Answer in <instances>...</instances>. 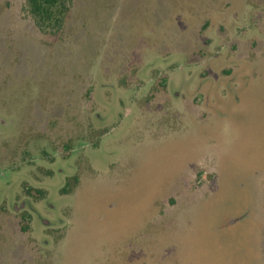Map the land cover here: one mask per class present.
I'll use <instances>...</instances> for the list:
<instances>
[{"label": "rangeland", "instance_id": "obj_1", "mask_svg": "<svg viewBox=\"0 0 264 264\" xmlns=\"http://www.w3.org/2000/svg\"><path fill=\"white\" fill-rule=\"evenodd\" d=\"M68 15L0 0V264H264V0Z\"/></svg>", "mask_w": 264, "mask_h": 264}, {"label": "trees", "instance_id": "obj_2", "mask_svg": "<svg viewBox=\"0 0 264 264\" xmlns=\"http://www.w3.org/2000/svg\"><path fill=\"white\" fill-rule=\"evenodd\" d=\"M73 0H27V10L34 25L43 33L58 35L62 30ZM40 190L36 198L41 199Z\"/></svg>", "mask_w": 264, "mask_h": 264}]
</instances>
